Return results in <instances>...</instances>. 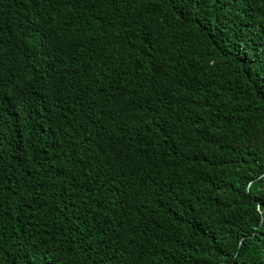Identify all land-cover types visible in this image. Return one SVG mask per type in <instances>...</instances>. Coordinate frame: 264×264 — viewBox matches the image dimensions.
<instances>
[{"label":"trees","instance_id":"1","mask_svg":"<svg viewBox=\"0 0 264 264\" xmlns=\"http://www.w3.org/2000/svg\"><path fill=\"white\" fill-rule=\"evenodd\" d=\"M263 174L264 0H0V264H264Z\"/></svg>","mask_w":264,"mask_h":264},{"label":"rangeland","instance_id":"2","mask_svg":"<svg viewBox=\"0 0 264 264\" xmlns=\"http://www.w3.org/2000/svg\"><path fill=\"white\" fill-rule=\"evenodd\" d=\"M261 189H262V190H261V194H260V195H261V197H264V191H263V190H264V187L261 188Z\"/></svg>","mask_w":264,"mask_h":264},{"label":"water","instance_id":"3","mask_svg":"<svg viewBox=\"0 0 264 264\" xmlns=\"http://www.w3.org/2000/svg\"><path fill=\"white\" fill-rule=\"evenodd\" d=\"M263 175H264V174H263ZM263 175H262V176H263Z\"/></svg>","mask_w":264,"mask_h":264}]
</instances>
